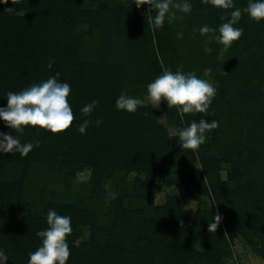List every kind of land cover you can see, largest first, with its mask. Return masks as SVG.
I'll return each mask as SVG.
<instances>
[{"label": "trees", "instance_id": "obj_1", "mask_svg": "<svg viewBox=\"0 0 264 264\" xmlns=\"http://www.w3.org/2000/svg\"><path fill=\"white\" fill-rule=\"evenodd\" d=\"M189 2L195 12L180 14L173 6L175 17L162 26L148 21L155 14L150 5L137 8L131 0L0 4V106L7 105L9 91L18 93L59 73L71 86L74 113L72 125L60 134L31 126L16 133L0 121V132L17 135L22 143L40 141L27 156L0 153V249L7 264H28L41 245L37 232L48 227L49 209L71 217L66 264H231L228 239L243 240L264 264V21L256 23L242 11L235 26L243 35L221 56L215 36L234 9L217 8L211 0ZM234 4L243 10L248 0ZM12 6L25 16L6 11ZM81 25L86 31H77ZM204 25L217 31L202 35ZM191 68L212 70L207 75L216 83V95L206 113L167 109L176 135L165 132L150 107L117 111L123 86L145 88L165 70ZM94 100V111L83 114L81 108ZM85 119L89 127L81 134ZM201 119L216 120L218 127L206 132L198 149H182L179 131ZM220 146L221 157L210 154ZM222 163L228 166L225 180L219 177ZM85 168L90 190L105 196V184L116 174L135 172L137 179L132 196L102 205L106 216L112 215L111 226L93 227V250L83 257L84 245H74L75 231L83 223L93 226V217L70 201L62 180ZM48 174L56 181L43 185ZM160 186L174 192L155 205L150 188ZM25 187L33 199L18 213L12 202ZM193 200L199 202L192 221L183 225L182 213ZM217 213V229L209 232Z\"/></svg>", "mask_w": 264, "mask_h": 264}, {"label": "clouds", "instance_id": "obj_2", "mask_svg": "<svg viewBox=\"0 0 264 264\" xmlns=\"http://www.w3.org/2000/svg\"><path fill=\"white\" fill-rule=\"evenodd\" d=\"M137 8L145 4L150 5V11L154 15L148 17L153 26H162L167 18L169 22L175 17V12L170 11L175 7L184 13L191 11L189 0L183 3L172 5L171 0H131ZM8 0H0V4H7ZM217 8L234 9L231 12V19L222 23L215 36L216 42L221 44V56L225 51L238 41L243 35V28L236 27L238 19L243 13H247L250 20L256 23L264 21V0H248L246 8H236L234 0H211ZM9 13L16 16H25L23 9H16L14 6L7 8ZM217 29H210L207 25L200 28L201 34L216 32ZM212 39V38H209ZM211 52V48H205ZM52 67V62L48 63ZM211 69H205V74H210ZM59 73L49 76L46 80L34 83L20 92L9 91L6 94L7 105L0 106V121L14 130L22 133L26 127H38L52 134H60L67 131L74 120V113L69 103L71 86L67 82H61ZM216 95L214 84L207 79L199 78L194 72H183L177 70H165L162 75L156 77L147 85V98L158 108L161 102H165L168 109L175 108L178 113H206ZM145 101L141 98L128 95L122 91L115 101L117 111L135 113L138 106ZM98 101H92L81 108V112L90 115L96 108ZM183 118V117H181ZM163 119V118H161ZM160 120V119H158ZM90 121L85 119L79 125V132L86 133ZM97 125L102 121H95ZM218 121L205 119L196 122L192 121L187 127L182 128L179 133L180 147L182 149L196 150L206 140V132L216 129ZM40 141L22 143L17 135L14 137L9 133L0 132V153L18 152L21 156L39 147ZM116 193H109L110 199L116 198ZM221 215L217 213L213 222L209 223V232H215ZM47 225L44 230L38 231L37 236L41 239V245L36 251L29 254L28 264H66L70 249L67 237L72 232L71 217L59 215L56 210L49 209L47 213ZM8 255L0 249V264H7Z\"/></svg>", "mask_w": 264, "mask_h": 264}, {"label": "rangeland", "instance_id": "obj_3", "mask_svg": "<svg viewBox=\"0 0 264 264\" xmlns=\"http://www.w3.org/2000/svg\"><path fill=\"white\" fill-rule=\"evenodd\" d=\"M178 3H183V0H179ZM192 7L191 11H194V4L193 2H190ZM176 9V8H175ZM179 10V9H176ZM143 13V12H142ZM184 12L180 11V14H183ZM145 15H150L148 10L146 9ZM78 32H84L86 31V25H81L78 27ZM158 61H160V56L157 55ZM189 72H194L199 78L207 79L210 82L214 84V87L216 88V83L214 79L210 75H206L204 71H202L201 68H191L188 69ZM187 73V72H186ZM150 75H152V72H149ZM154 78V77H153ZM148 85V84H147ZM147 85L141 88L139 86L135 85H127L123 86L122 91H126L128 95L141 98L145 101V103L138 107H150L153 111L154 118L156 122L162 126L165 130V132L169 136H174L178 132V127L172 125V123L169 121V118L167 117L166 110L168 109L165 102H161V105L158 108H154V106L151 104V102L147 98ZM174 108V107H173ZM182 115L183 113H179ZM163 118V119H161ZM160 119V120H158ZM218 144V141H217ZM222 146V145H221ZM219 147L218 149H212L210 151L211 155L219 156L221 157L224 154V148ZM195 167H198L196 164ZM42 168H45L42 167ZM5 172H8L7 168L4 169ZM228 172V166L224 163L221 164V169L219 173V177L222 180H225L226 173ZM50 173V172H48ZM50 174L47 175V181L43 185L51 183V181H56V176H52ZM90 170L85 168L83 170H76L73 172L71 177H66L62 180V185L66 189L64 193H68V196H70V201L77 204L79 209L86 210L91 212V215L93 217V226L88 222L87 224H81L76 228L75 233L78 234V239L74 243L75 246L81 245V243L84 245L82 246L84 248V252L80 253L83 255H87L90 253L91 250H93V240L95 239V234H93V227H110L111 226V217L106 216V213L108 210L104 209L102 205L106 207V204H108L111 200L109 197V193H116V198H119L121 196V199L127 198L129 196H132V194L135 193V182L137 179V175L135 172H120L113 176L106 184H105V190L108 195H102L99 191L96 190H90V187L88 186L89 180H90ZM42 185V183H39ZM159 185V184H158ZM157 185V186H158ZM153 192V202L155 205H162L164 203V200L167 195H171L172 192H174V188H164L162 186L160 187H153L150 188ZM64 196H66L64 194ZM32 195L28 191L27 187H25L24 190H21V194L17 196L15 199L16 201L12 202V207L16 208V211L18 213H23L25 209H23V206L25 203H28L29 199H31ZM199 201H205L204 197L197 195ZM33 199V197H32ZM198 200L189 201L186 205V208L184 212L182 213L181 217V223L183 225L189 226L192 218L193 213L197 207V204L199 202ZM127 206L128 203L126 202ZM104 227V228H105ZM245 232L247 229L244 230ZM240 243H239V242ZM235 241L232 243V240H227L226 243L231 248V264H263L262 260L255 254L254 250L249 246H244L241 243L244 244L243 240ZM84 253V254H83Z\"/></svg>", "mask_w": 264, "mask_h": 264}]
</instances>
